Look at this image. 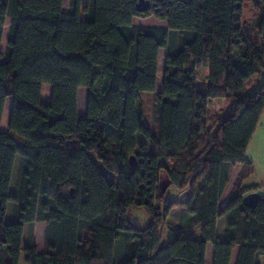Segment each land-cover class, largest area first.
Segmentation results:
<instances>
[{
  "label": "trees",
  "instance_id": "trees-1",
  "mask_svg": "<svg viewBox=\"0 0 264 264\" xmlns=\"http://www.w3.org/2000/svg\"><path fill=\"white\" fill-rule=\"evenodd\" d=\"M63 1L0 0V264H19L22 254L25 264H230L236 248V264H264V204L242 202L258 190L245 182L254 173L246 151L264 114V0H148L144 12L138 0H70L67 12ZM149 17L168 28L132 24ZM81 88L88 91L83 119ZM145 95H153L149 120ZM222 100L225 113L208 118L210 103ZM236 165L242 171L220 210ZM163 181L187 196L162 209ZM135 207L152 219L144 230L128 226ZM175 210V230L162 246ZM37 222L46 225L43 253L33 244ZM198 226L200 240L183 237Z\"/></svg>",
  "mask_w": 264,
  "mask_h": 264
},
{
  "label": "crops",
  "instance_id": "crops-1",
  "mask_svg": "<svg viewBox=\"0 0 264 264\" xmlns=\"http://www.w3.org/2000/svg\"><path fill=\"white\" fill-rule=\"evenodd\" d=\"M70 8V7H69ZM68 8V10H69ZM64 10V9H63ZM66 10V12L68 11ZM65 11V10H64ZM133 26L135 27H142V28H162L167 29L168 25L166 22L159 21L155 19L154 17L149 18H134L132 21ZM8 34V33H7ZM7 34H3L2 43H1V51L4 52L6 48V41H7ZM167 56V50L162 49L159 52V59H158V80L156 85V94L162 93L163 91V77L165 72V61ZM6 58H3L1 62H5ZM199 74L202 75V78L205 79L207 74V69L205 67L201 68L198 71V79ZM255 79H253V83L251 82L247 87L248 90H252L254 86L257 85ZM44 91V87L42 88V92ZM87 95L88 91L85 88L79 89L78 92V117L80 119H83L86 117V108H87ZM144 97H147L145 95ZM143 97V99H144ZM41 100L44 104H48L50 101V95L48 98H43V95L41 96ZM10 103V102H9ZM13 104V103H12ZM12 106V105H11ZM9 106V109L10 107ZM12 109V108H11ZM10 111V110H9ZM11 114V112H10ZM9 119L8 118V125H9ZM8 130H4V133H6ZM246 160L253 164L254 167V173L253 175L245 182V187H257L258 190L255 193H258L262 197H264V114L261 118L260 124L253 136V139L251 140L247 151H246ZM18 161V159H17ZM242 171V165H236L233 169L231 179L229 184L227 185L225 192L223 193V196L219 203V209L221 210L228 202L229 196L231 194V191L233 189V185L237 179V177L240 175ZM16 174H13L12 178V189L14 188L13 181ZM16 182V181H15ZM187 196L186 192H183V198ZM174 212L179 214V210H175ZM177 214V215H178ZM11 216V206L9 205L8 213L6 215V220L8 221ZM177 220H174L173 223V229L175 230V225L177 224ZM226 220L225 218H219L217 221V227H216V234L219 240H224L226 237ZM33 231L35 235V239H33V244L37 248L39 253H43L45 249V231H46V225L42 222H37L33 226ZM30 232V226L26 225L24 228V234L22 238V246L23 248L26 247L28 243V234ZM183 237L188 240H200L201 238V227L198 226L196 228L185 230L183 232ZM239 248L234 249L231 257V263L230 264H236V260L238 257ZM121 257V256H120ZM19 264H25L24 255L22 254L20 257Z\"/></svg>",
  "mask_w": 264,
  "mask_h": 264
},
{
  "label": "rangeland",
  "instance_id": "rangeland-1",
  "mask_svg": "<svg viewBox=\"0 0 264 264\" xmlns=\"http://www.w3.org/2000/svg\"><path fill=\"white\" fill-rule=\"evenodd\" d=\"M87 0H82V6L85 5ZM70 4V0H64L63 1V9L66 11L68 10V8ZM8 20H7V26L5 27L4 30V34H7L8 31ZM199 81L200 83L203 82V78L202 75L199 74ZM44 91L42 92L43 98H48L49 95L51 94V86L50 85H44ZM10 102V103H9ZM12 103H13V99L9 98L6 102L5 105V109H4V113H3V118H2V122H1V131L4 132V130H8V118L10 117V112H11V108H12ZM152 105H153V95L144 97L143 99V109L145 112V117L147 118V120H149L152 117ZM9 106L10 109H9ZM228 107V102L227 101H212L209 105V112L207 117L211 118V117H215V118H220L226 111V108ZM10 110V111H9ZM148 125H151V122L148 121ZM16 181V176L14 177V181H13V185H15ZM161 194L162 195H167L166 196V202L165 204H162V209H164L166 207V205L168 204V202H180L183 201V192L176 190V188L171 187L170 185L166 184L165 181H163L161 183ZM156 206H158V204H155ZM178 213L172 211L170 213V215L168 216V218L165 221V232H164V239L162 242V246H165V244L172 238L170 230L173 229V223L174 220L177 219ZM152 223V219L151 217L148 215V213L146 212V210L142 207H135L132 208L129 213H128V226L132 227V228H136L139 230H144L146 229L148 226H150V224ZM30 234V232H29ZM28 234V236H29ZM33 239H35V235H34V231H33ZM122 244L123 242L120 241L116 244L115 247V253H114V257L116 260H120L121 259V254L123 253V249H122Z\"/></svg>",
  "mask_w": 264,
  "mask_h": 264
},
{
  "label": "water",
  "instance_id": "water-1",
  "mask_svg": "<svg viewBox=\"0 0 264 264\" xmlns=\"http://www.w3.org/2000/svg\"><path fill=\"white\" fill-rule=\"evenodd\" d=\"M150 4L148 0H138V6L137 9L140 12L147 11ZM130 164L133 168L137 166L136 160L134 157L130 158ZM243 205L249 209H254L257 207L260 203L264 204V197L259 195L258 193H250L242 198Z\"/></svg>",
  "mask_w": 264,
  "mask_h": 264
}]
</instances>
